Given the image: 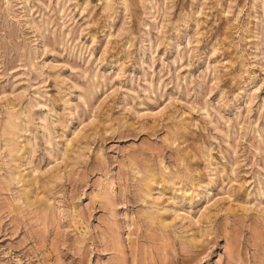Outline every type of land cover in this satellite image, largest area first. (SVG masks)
<instances>
[{"label": "rangeland", "instance_id": "1", "mask_svg": "<svg viewBox=\"0 0 264 264\" xmlns=\"http://www.w3.org/2000/svg\"><path fill=\"white\" fill-rule=\"evenodd\" d=\"M0 264H264V0H0Z\"/></svg>", "mask_w": 264, "mask_h": 264}]
</instances>
